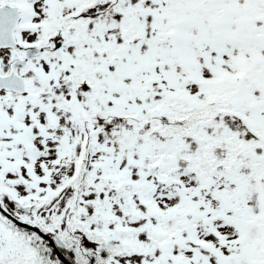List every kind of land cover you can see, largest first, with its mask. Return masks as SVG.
Returning a JSON list of instances; mask_svg holds the SVG:
<instances>
[{"label": "snow or ice", "instance_id": "1", "mask_svg": "<svg viewBox=\"0 0 264 264\" xmlns=\"http://www.w3.org/2000/svg\"><path fill=\"white\" fill-rule=\"evenodd\" d=\"M0 264H264V0H0Z\"/></svg>", "mask_w": 264, "mask_h": 264}]
</instances>
